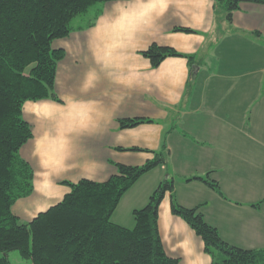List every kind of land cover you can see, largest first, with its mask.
Returning a JSON list of instances; mask_svg holds the SVG:
<instances>
[{"label": "crops", "instance_id": "1", "mask_svg": "<svg viewBox=\"0 0 264 264\" xmlns=\"http://www.w3.org/2000/svg\"><path fill=\"white\" fill-rule=\"evenodd\" d=\"M151 43L193 55L192 63L166 57L153 67L141 54ZM51 47L64 51L54 80L60 102L22 107L33 136L19 155L33 169V191L12 206L21 221L58 202L64 180L104 181L117 172L114 163L141 165L159 153L164 163L125 192L114 223L132 227V211L171 179L177 203L203 215L215 203L228 230L250 238L245 249L264 247V5L242 2L227 21L213 0L107 1ZM129 117L153 122L120 128L118 119ZM193 177L216 181L219 191ZM158 230L180 264H211L201 238L171 213L169 191Z\"/></svg>", "mask_w": 264, "mask_h": 264}, {"label": "trees", "instance_id": "2", "mask_svg": "<svg viewBox=\"0 0 264 264\" xmlns=\"http://www.w3.org/2000/svg\"><path fill=\"white\" fill-rule=\"evenodd\" d=\"M107 1L113 0H0V264H11L7 254L12 250L32 264H180L178 257L165 252L158 230V207L167 191L171 213L201 238L211 264H264V247L245 249L224 241L198 206L177 203L171 179L161 181L147 203L132 211V227L111 220L125 192L142 175L164 163L159 153L141 165L114 163L117 172L104 181H62L68 187L63 197L27 222L13 213L14 203L33 191V169L19 155L21 146L33 136L22 115L23 104L42 99L60 102L54 80L64 51L52 48L51 42L73 30L75 16ZM213 1L227 21L242 2L264 5V0ZM174 30L195 32L188 27ZM141 54L153 67L166 57L193 60V55L157 43ZM152 122L138 117L118 119L122 129ZM193 178L219 191L216 181Z\"/></svg>", "mask_w": 264, "mask_h": 264}, {"label": "rangeland", "instance_id": "3", "mask_svg": "<svg viewBox=\"0 0 264 264\" xmlns=\"http://www.w3.org/2000/svg\"><path fill=\"white\" fill-rule=\"evenodd\" d=\"M102 5H103V2H97V3L93 4V5H91L86 12L81 13V14H78L77 16H75L71 20V25L72 26H76L77 24L80 23V21L87 20L88 18H90V16L92 15V13L95 12L96 7H102ZM261 174L263 176L262 177L263 178L262 186H264V173H261ZM154 175H155L154 172L151 173V174L148 172V174H146V176H144L142 178L143 179L142 181L144 183H146L147 179L149 177H154ZM245 188H248V187L245 186ZM134 189L135 188H133V190ZM125 203H126L125 200H121V202L117 205L118 208L116 207L117 210L115 209L117 212H119L117 215H119L120 213H123L124 207H125ZM208 205L209 206H208V208L205 209V213L203 215L205 221L208 222V223H210V224H212V225L213 224H215V225L217 224L219 226L218 227L219 228L218 230H219V233L221 234V236H225V238L227 240H230L231 242H235V245L238 244L237 245L238 247H241V248H250L249 247V244H250L249 243V239L250 238H248V236H246L244 233H240L236 229L234 231L228 230V227H227V223H228L227 220L228 219L225 218V220H224V219H222V217H220L218 215V213L215 210V206H214L215 203L209 201V204ZM263 209H264V207H263ZM242 217H244V216L243 215H241V216L239 215V218L238 219L242 221ZM244 220H245V218H244ZM223 227H225V232H224ZM7 256H8L9 261L11 262V264H32L30 259L22 258L17 250L9 251L8 254H7Z\"/></svg>", "mask_w": 264, "mask_h": 264}]
</instances>
